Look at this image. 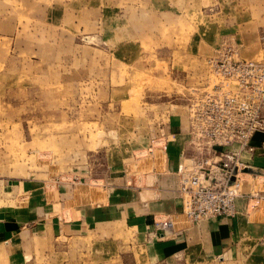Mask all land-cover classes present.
I'll return each mask as SVG.
<instances>
[{"label": "rangeland", "instance_id": "1", "mask_svg": "<svg viewBox=\"0 0 264 264\" xmlns=\"http://www.w3.org/2000/svg\"><path fill=\"white\" fill-rule=\"evenodd\" d=\"M224 44L264 58V0H0V232L16 213L37 217L21 227L37 235L0 241V264H264L261 243L156 260L122 223L78 224L107 201L111 168L115 186L160 195L168 172L148 146L173 122L187 131ZM182 219L176 229L192 226Z\"/></svg>", "mask_w": 264, "mask_h": 264}, {"label": "built area", "instance_id": "2", "mask_svg": "<svg viewBox=\"0 0 264 264\" xmlns=\"http://www.w3.org/2000/svg\"><path fill=\"white\" fill-rule=\"evenodd\" d=\"M208 65L211 83L196 90L187 104V141L178 169L176 193L184 199L190 223L234 218L239 200L246 201L251 213L264 212V174L253 172L246 160L264 158V141L253 145L256 135H264V58L242 59L233 46L224 44ZM165 140L160 151L166 149ZM155 149L151 145L147 155H154ZM175 217H159L150 233L174 239Z\"/></svg>", "mask_w": 264, "mask_h": 264}, {"label": "crops", "instance_id": "3", "mask_svg": "<svg viewBox=\"0 0 264 264\" xmlns=\"http://www.w3.org/2000/svg\"><path fill=\"white\" fill-rule=\"evenodd\" d=\"M173 122V121H172ZM185 126L171 123L166 133L157 137V140H163L165 137L166 149L161 150L163 155L157 160H152L156 155H152L151 161L158 165L160 171L167 170V174L158 176V192L160 195L155 197L143 195L142 191L136 193L135 189L129 188L125 183L122 186H115L113 169L108 176L102 179L105 182V188L108 189L107 201L96 208L82 210V216L79 219L81 230L96 228L105 223H122L128 229L133 230L140 244L156 260L172 259L179 256H213L224 258L231 255L232 259L236 257L235 252L238 248L248 249L250 253L258 250L260 243L264 244V229L262 233L257 230V224L253 223V215L246 209V201H238V214L234 218L217 217L204 220L202 223L192 224L176 229L174 239H158L150 232L154 226L155 220L160 216L177 215L181 212L182 202L176 189L180 185L178 178V169L181 160V153L185 149L187 135L182 133ZM186 135V139H185ZM264 141V135H256L253 145H258ZM164 144V143H162ZM151 145L148 146V148ZM161 146L155 145L160 151ZM155 149V152H156ZM163 157V158H162ZM252 168L257 172L264 171V158L249 160ZM254 165V166H253ZM158 171V170H157ZM156 169L154 172H157ZM112 182V184H111ZM62 196V194H60ZM60 196V197H61ZM144 196L146 199H142ZM62 198V197H61ZM66 198V197H65ZM181 202V203H178ZM26 215V216H25ZM183 216L177 219V224L183 220ZM35 213L20 214L16 213L11 220L4 221V229L0 232V241L18 240L21 235H37L34 230L22 232L21 227L32 226L36 223ZM184 223V222H183ZM182 223V224H183ZM8 244L9 242H5Z\"/></svg>", "mask_w": 264, "mask_h": 264}, {"label": "bare ground", "instance_id": "4", "mask_svg": "<svg viewBox=\"0 0 264 264\" xmlns=\"http://www.w3.org/2000/svg\"><path fill=\"white\" fill-rule=\"evenodd\" d=\"M162 140H159V145H157V146H162ZM161 152V151H160ZM156 153L157 152H155V155H156ZM140 159V158H139ZM246 160H249V156H246ZM251 170L253 171V172H256V173H261V174H264V171H262V172H257L256 170H254L252 167H251ZM248 177H251V176H249L248 175ZM249 180V179H248ZM249 181H252L255 185H256V181H255V178H253L252 179V177H251V180H249ZM258 214V213H257ZM260 215H263L264 216V212H261V214ZM181 216H184V215H181L180 213L178 214V217H175L174 218V220H175V225H176V223H177V219L179 218V217H181ZM185 217V216H184Z\"/></svg>", "mask_w": 264, "mask_h": 264}]
</instances>
